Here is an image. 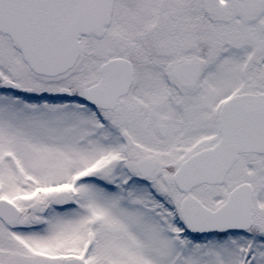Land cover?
<instances>
[{
  "label": "snow or ice",
  "instance_id": "snow-or-ice-1",
  "mask_svg": "<svg viewBox=\"0 0 264 264\" xmlns=\"http://www.w3.org/2000/svg\"><path fill=\"white\" fill-rule=\"evenodd\" d=\"M0 264H264V0H0Z\"/></svg>",
  "mask_w": 264,
  "mask_h": 264
}]
</instances>
